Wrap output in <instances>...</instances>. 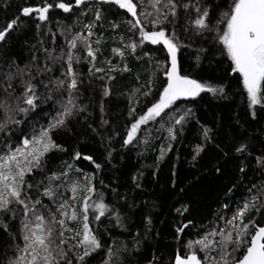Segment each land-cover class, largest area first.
<instances>
[{"label": "trees", "instance_id": "obj_1", "mask_svg": "<svg viewBox=\"0 0 264 264\" xmlns=\"http://www.w3.org/2000/svg\"><path fill=\"white\" fill-rule=\"evenodd\" d=\"M59 2L72 4L69 13L54 7ZM133 2L137 4L139 12L140 0ZM44 3L53 4V8L47 13L49 18L44 22V31L38 33L36 25L40 22L35 19L36 13L25 17L20 10L23 7H39ZM74 3L75 0H0V25L6 26L11 19L18 20L14 30L6 34L4 41H0V53L6 54L9 59H15L23 66L31 60L34 51L39 53L38 38L42 37L48 47H53V34L56 36L55 47L58 53L59 46L64 44V37L57 31V26L70 25L74 33L80 32L84 35L86 30L81 31L83 25L92 21L95 16L97 5L93 2L78 7H75ZM202 3L211 8L212 5H220L222 0H202ZM143 4L146 12L152 11L147 7L148 0H143ZM99 7L103 18L98 22L99 26L93 29L96 35L90 38L95 40L103 36L96 67L106 68L104 61L110 59L113 64L119 63L121 67L126 63L131 72L112 73L115 79L108 82L110 95L101 98L104 81L96 79L101 73L89 76L87 63L82 62L76 66L81 73L76 104L85 110L68 118L66 127L51 134L55 143L65 150H52L47 153L44 160L45 172L36 173L35 179L32 177L28 179L35 184L36 180L53 171H63L66 163L72 164L74 168L69 173L70 179H78L83 185L87 174L95 189L94 196L102 193L104 203L123 208L128 232L115 227L106 228L109 222L105 218H102L104 226L97 228L99 222L90 225V228L98 233L103 247L87 258V264H103L107 246L113 243V237L117 238L115 240L117 247L123 240L131 248V237L136 232L140 233L139 250L122 253L121 259L124 264H149L153 257L158 258L156 264H171L174 254H186L183 246L185 243L199 239L208 229L222 227L223 221L217 220L218 214L230 218L237 205L242 206L249 194L248 189L264 180V170L256 167V157L264 155V103L249 109L247 94L237 76L226 75L228 62L220 56L211 34L195 35L189 21L195 19L196 13L191 11L186 14L180 7L177 9L179 15L175 25L165 23L160 26L165 29L166 35H172L175 31L180 43L188 45L181 47L177 53L180 73L203 84L223 85L225 92L216 95L202 92L194 99H181L171 110H166L169 112L180 109L179 112H175L178 116L184 109H191V115L183 126H175V140L166 139L169 116L162 114L163 121L159 117L156 121H149L147 125H142V131L137 133L138 137L148 139V145L133 141L129 146H123L126 128L133 122V117L129 115L130 99L137 115L146 110L145 104L135 99L133 89L140 88L142 92L144 88L140 86L146 85L151 73L157 85L153 92L158 98V91H162V84L166 83L163 68L168 66V62L162 45H151L147 42L144 46L138 47L135 53L125 49V57L121 61L111 49L122 47L121 36L124 43H128L132 33L129 31L127 21H131L132 17L116 5ZM224 7H227L226 3ZM220 10L222 9L211 12L213 23L218 18ZM81 12L84 14L81 15ZM140 19L143 20V17ZM171 19L169 17V21ZM77 21L79 23H76ZM113 23L119 25L115 30L112 29ZM186 26L188 31H185ZM48 29H51V32L45 35L44 32ZM146 30H151L150 25ZM138 38L137 33L136 39ZM33 45L36 46L35 50ZM93 47L96 45L93 44ZM201 48L204 51H199ZM197 56L200 57L199 60ZM157 61L160 62L159 65ZM55 68L54 75L59 76V65ZM41 93L39 107L20 126L24 136L28 138H31L33 130L38 133L41 125L46 127L48 120L55 116L57 111L62 110L61 104L68 98L67 92L54 91L51 94L52 99H47L48 93L43 88ZM147 99L151 100L152 97ZM101 104L104 108L103 118L108 121L103 127L100 126ZM92 128H96L100 135L93 133ZM205 128L210 130L211 142H206L203 138ZM11 135L13 139L10 147L14 148L23 136L19 131ZM240 144L248 146V151L244 154H237L235 151ZM198 146L202 148L199 154L196 153ZM162 147L165 149V155L157 163ZM3 151V145L0 144V154H3ZM77 151L81 153V158L74 160L72 157ZM84 155L91 156L95 163L101 165L100 169L84 160ZM242 166L245 168L244 173L240 172ZM76 168L80 171H75ZM134 176L137 178L135 182ZM137 184L140 186L137 187ZM230 188L233 189L231 193L228 192ZM113 189L116 190L115 193ZM66 195L70 196L71 193ZM121 197H124L127 203ZM129 203L134 207L128 208ZM182 204L190 205L189 212L183 217L174 211ZM224 204H227L228 208L222 207ZM254 215L256 226H263L264 210ZM146 216L152 221L147 237L144 235ZM188 220H191L192 224L182 233V241L178 242L175 239V226L181 221ZM7 222L10 225V233L18 237L19 219ZM71 226L76 227L75 224ZM22 243V240L13 239L12 235L0 228V264H8L7 258L13 256L16 245ZM193 251L197 253L198 258L204 255L198 248H194Z\"/></svg>", "mask_w": 264, "mask_h": 264}, {"label": "snow or ice", "instance_id": "obj_2", "mask_svg": "<svg viewBox=\"0 0 264 264\" xmlns=\"http://www.w3.org/2000/svg\"><path fill=\"white\" fill-rule=\"evenodd\" d=\"M92 2L97 7L94 19L84 24L81 29V31L86 30V34L74 33L70 25L57 26V31L64 37V44L59 46L58 53L55 47L57 43L55 34L52 35L53 47H48L42 37L38 38L39 53L43 55L34 51L31 60L23 66L15 59H9L6 54L0 53V144L4 148L3 154H0V228L12 235L13 239L23 242L17 244L13 256L7 258L8 264H87V258L103 247L98 233L90 228L91 224L99 222L97 228L104 226L102 218H105L109 222L106 228L115 227L123 232L129 231L125 224L126 213L123 208L104 203L102 193L94 196L95 189L87 174L83 185L78 179H70L69 173L74 165L66 163L63 171H53L36 180L35 184L28 179V177L35 179L36 173L45 172L44 160L47 153L52 150H65L55 143L51 134L66 127L68 118L85 110L76 104V93L81 84V73L76 66L82 62L87 63L89 76L101 73L96 76L97 80L104 81L101 98L110 95L108 82L115 79L112 73L131 72L126 63L121 67L119 63L113 64L110 59L104 61L106 68L96 67L97 54L101 53L99 46L103 42V36L95 40L90 38L96 35L93 29L99 26L98 22L103 18L99 5H116L132 17L131 21H127L129 31L132 33L128 43H124V38L121 36L122 47L111 49L114 55L121 58V61L124 60L125 49L135 53L138 47L144 46L147 42L151 45H162L168 62V66L163 68L166 83L162 84V91H158V98L153 92V88L157 85L151 73L146 85L140 86L144 88L142 92L140 88L133 89L135 99L144 103L146 110L137 115L130 99L129 115L133 117V122L126 128L123 146H129L133 141L148 145V139L138 137L137 133L142 131V125H147L149 121H156L158 117L163 121L164 116H169L166 139L175 140V126H183L191 115V109H184L178 116L175 112H179L180 109L169 112L166 110H171L177 101L194 99L202 92L213 95L225 92L223 85L203 84L197 79L180 73L177 53L181 47L188 45L180 43L175 31L172 35H166L165 29L160 27L165 23L175 25L179 15L177 9L180 7L186 14L191 11L196 13L195 19L189 21L195 35L211 34V39L217 45L220 56L228 62L226 75L237 76L247 94L249 109L264 103V94H262L264 0H222L220 5H212L211 8L204 5L202 0H194V2L148 0L147 7L152 9L148 12L144 10L143 0H140L139 12L133 0H92ZM85 3L86 0H75L76 6ZM224 3L227 7H224ZM54 7L69 13L72 4L59 2ZM51 8L53 4L44 3L39 7H23L20 11L25 17L33 12L36 13L35 19L40 22L36 25L39 33L44 31V22L48 20L47 13ZM217 9L222 10L219 11V16L213 23L211 12ZM83 14L81 12V15ZM140 17H143V20ZM169 17L172 18L171 21ZM17 24V19H11L6 26L0 25V41H4L6 34L14 30ZM149 25L151 30H146ZM118 26L113 23L112 29L115 30ZM188 30L186 26L185 31ZM50 32L51 29H48L44 34L48 35ZM137 33L138 39H136ZM93 44L96 47H93ZM35 48L36 46L33 45L34 50ZM199 51L204 49L201 48ZM199 59L200 57L197 56V60ZM159 63L157 61L158 65ZM56 65H59V76L54 75ZM137 82L139 83V77ZM41 88L48 93L47 99H52L51 94L54 91L67 92L68 98L61 104L62 110L57 111L56 115L48 120L47 126L41 125L38 133L33 130L31 138H28L24 136L20 126L39 107ZM148 97L152 99L148 100ZM100 112V126L103 127L108 123L103 118V104L100 106ZM17 131L23 138L13 148L10 147L13 139L11 133ZM92 132L100 135L96 128H92ZM209 132V129H204L203 138L206 142H211ZM201 150V146H198L196 153L199 154ZM235 151L237 154H244L248 151V146L240 144ZM164 155L165 149L162 147L157 163ZM72 158L80 159L81 153L75 152ZM83 159L92 163L96 169H100L101 165L95 163L91 156L84 155ZM256 167L264 170V155L256 157ZM75 171L79 172L80 169L76 168ZM240 172H245L243 166ZM136 179L134 176L133 181L135 182ZM115 191L113 189L114 193ZM232 191L231 188L228 190L229 193ZM69 192L71 195H66ZM248 193L242 206L238 204L230 218L224 214H218L217 220L223 221L222 227L208 229L199 239L185 243L183 246L186 254H174L171 264H264V226L257 227L254 223V214L264 210V180L249 188ZM121 199L125 198L121 197ZM125 203H127L126 199ZM133 207V204H128V208ZM222 207L228 208V205L224 204ZM189 209L190 205L182 204L174 211L178 216L183 217ZM17 218L20 221L18 237L10 233V225L7 222ZM73 224L76 227H72ZM191 224V220L176 224L175 239L178 242L182 241V233ZM151 225V219L146 216L144 218L145 237L150 232ZM116 239L113 237V243L107 246L103 264H124L121 259L122 253L139 250L141 244L139 232L132 234L131 248L123 240L117 247ZM194 248L204 253L202 258H198L197 253L193 251ZM157 259L153 257L149 264H156Z\"/></svg>", "mask_w": 264, "mask_h": 264}, {"label": "water", "instance_id": "obj_3", "mask_svg": "<svg viewBox=\"0 0 264 264\" xmlns=\"http://www.w3.org/2000/svg\"><path fill=\"white\" fill-rule=\"evenodd\" d=\"M91 2H92V0H86V3H91ZM74 6H75V7H78V6L75 5V3H74ZM165 52H166V51H165ZM263 226H264V225H263Z\"/></svg>", "mask_w": 264, "mask_h": 264}]
</instances>
